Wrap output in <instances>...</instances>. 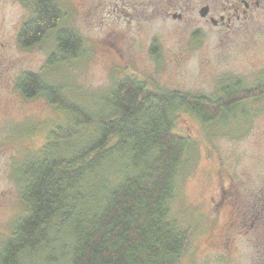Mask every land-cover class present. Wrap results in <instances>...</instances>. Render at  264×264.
Masks as SVG:
<instances>
[{"label":"trees","instance_id":"16d2710c","mask_svg":"<svg viewBox=\"0 0 264 264\" xmlns=\"http://www.w3.org/2000/svg\"><path fill=\"white\" fill-rule=\"evenodd\" d=\"M22 2L31 15L20 25V46L52 34L50 59L77 54L81 38L56 31L62 20L55 0ZM16 88L26 98L44 95L64 119L13 165L27 213L0 243V264H184L195 236L172 202L196 146L178 129L180 116L207 132L245 119L250 103L264 98V81L246 88L232 77L212 95L156 91L127 76L89 108L32 72L18 77Z\"/></svg>","mask_w":264,"mask_h":264},{"label":"rangeland","instance_id":"374dc122","mask_svg":"<svg viewBox=\"0 0 264 264\" xmlns=\"http://www.w3.org/2000/svg\"><path fill=\"white\" fill-rule=\"evenodd\" d=\"M30 15L31 9L22 0H0V243L11 233L14 220L27 213L13 165L39 149L48 130L64 119L44 95L26 98L16 88L23 73L32 72L60 85L68 100L85 108L127 76L137 77L156 91L212 95L227 77L240 79L246 88L264 81V3L223 36L207 30L197 37L195 26L157 13L149 21L96 16L81 30L84 45L77 54L61 60L50 59L57 48L52 34L32 47L19 45L20 25ZM113 32L121 36L107 35ZM249 106L245 119L210 127L207 132L197 119L180 116L178 129L196 146L172 202L174 216L190 223L195 236L184 264L262 261L257 258L262 248L251 246L239 230L224 254L213 252L217 245L211 246L215 234H221L231 218L232 192L237 193L235 204L240 207L236 215L243 221L245 186L252 188L264 181V98ZM222 203L219 218L211 219L212 208Z\"/></svg>","mask_w":264,"mask_h":264},{"label":"flooded vegetation","instance_id":"af4514ba","mask_svg":"<svg viewBox=\"0 0 264 264\" xmlns=\"http://www.w3.org/2000/svg\"><path fill=\"white\" fill-rule=\"evenodd\" d=\"M55 3L60 9L62 20L56 31L66 29L80 38L81 30L94 22L96 16L110 15L114 18L113 15H116L124 16L125 19L141 17L149 21L154 13L185 22L189 27L195 26L193 35L198 37L207 30L223 36L238 24L245 23V19L260 7L264 0H55ZM100 22L103 24L104 20ZM107 35L116 38L121 36L118 32ZM83 43L81 40L80 46L84 45ZM232 195L234 201L229 200L231 218L227 221L224 231L215 234L211 246H217L212 247V251L224 254L235 242L234 232L239 230L245 234L251 246L259 245L262 248L257 256L262 261H258L257 258L256 260L258 264H264V181L252 188L245 186V208L241 211L243 221L236 215V212L240 211V207L235 204L237 193L233 191ZM212 210L214 215L207 218H219V213L223 212V203L213 207Z\"/></svg>","mask_w":264,"mask_h":264}]
</instances>
